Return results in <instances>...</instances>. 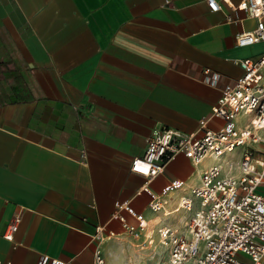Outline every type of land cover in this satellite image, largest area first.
Masks as SVG:
<instances>
[{
	"label": "crops",
	"instance_id": "crops-1",
	"mask_svg": "<svg viewBox=\"0 0 264 264\" xmlns=\"http://www.w3.org/2000/svg\"><path fill=\"white\" fill-rule=\"evenodd\" d=\"M255 24L207 0H0V264L42 254L95 264L98 248L107 264H151L142 250L129 254L148 233L138 214L153 233L188 235L181 199L238 149L198 163L179 153L152 179L131 160L155 128L223 122L211 112L222 88L264 51V41L236 42ZM254 146L264 158V143ZM153 195L163 209L152 210Z\"/></svg>",
	"mask_w": 264,
	"mask_h": 264
},
{
	"label": "built area",
	"instance_id": "built-area-1",
	"mask_svg": "<svg viewBox=\"0 0 264 264\" xmlns=\"http://www.w3.org/2000/svg\"><path fill=\"white\" fill-rule=\"evenodd\" d=\"M207 2L212 10H221L226 3L230 11L245 10L256 19L253 28L237 35L239 46L264 41V0ZM241 66V75L225 84L211 108L213 116L223 120L217 128L205 119L200 120L201 132L155 128L147 138L145 153L131 160L132 171L152 179L179 153L198 163L207 154L221 158L238 149V159L228 157L224 165L217 163L202 170L200 183L192 191L194 198L181 199L180 206L191 212L189 234L159 229L158 242H170L166 264H264V194L259 190L264 184V158L254 146L264 143V51L242 59ZM164 203L153 195L150 206L159 211ZM137 219L144 229L143 215L138 214ZM20 222V214H14L3 235L13 240ZM130 228L135 233L136 227ZM94 262L108 263L100 248ZM36 264L67 263L42 254Z\"/></svg>",
	"mask_w": 264,
	"mask_h": 264
},
{
	"label": "rangeland",
	"instance_id": "rangeland-1",
	"mask_svg": "<svg viewBox=\"0 0 264 264\" xmlns=\"http://www.w3.org/2000/svg\"><path fill=\"white\" fill-rule=\"evenodd\" d=\"M144 232L146 233L148 232L145 239L142 241L134 242V246H132V249H130L129 254L130 252L139 254L137 250H142L143 253L147 254L146 259L148 260L149 263L153 264L156 262L157 263L160 262L159 264H166L169 257L170 246L168 247L158 242L157 240L160 236L159 230L153 233L152 228L148 224L144 228ZM153 240L154 242L152 244L149 243L150 241L152 242ZM148 253H150V255H148Z\"/></svg>",
	"mask_w": 264,
	"mask_h": 264
},
{
	"label": "bare ground",
	"instance_id": "bare-ground-1",
	"mask_svg": "<svg viewBox=\"0 0 264 264\" xmlns=\"http://www.w3.org/2000/svg\"><path fill=\"white\" fill-rule=\"evenodd\" d=\"M166 229V228H165ZM188 230V229H187ZM161 244H163V245H166V246H168L169 247V245H170V242L167 240V239H163V240H161V242H160Z\"/></svg>",
	"mask_w": 264,
	"mask_h": 264
}]
</instances>
